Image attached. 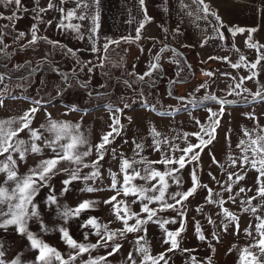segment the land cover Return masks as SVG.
<instances>
[{
	"label": "snow or ice",
	"instance_id": "obj_1",
	"mask_svg": "<svg viewBox=\"0 0 264 264\" xmlns=\"http://www.w3.org/2000/svg\"><path fill=\"white\" fill-rule=\"evenodd\" d=\"M73 3L75 7L65 8L68 3ZM197 5V19L207 20L209 16L213 18V23L216 25L212 31L216 33V36L220 40H224L225 31L231 36H235L237 33H248L246 44L249 48H254L258 55L254 62H248L244 56L240 57L239 62L231 63V67L234 69L240 68L242 65L249 69V75L241 77L234 87L229 86V95H241L236 91L240 89L245 80H254L259 84L258 76L259 72L255 71L258 65H261V61H264V45L259 44L257 41L252 40V33L258 32L257 27L244 28L233 27L230 23H225L219 16L218 12L213 10L211 5L205 3L204 0H194ZM181 7H184L183 0H180ZM38 5L32 11L34 13L33 19L40 22H46L48 25L53 24L55 20L56 27L68 31L71 30L76 34L78 40L85 39V33L81 31L83 25L81 23H72L76 21H90V26L87 28V39L91 42L90 51L97 54L99 64H94L92 61H81L77 58V51L72 48H66V46L60 44L59 41H54L48 37H38V27L34 23L30 28L31 39L28 41V45L33 46L38 41H43L52 47H59L62 49L65 55H71L77 58V65L80 72L84 71L87 67L89 74L93 73L96 67H103L104 61L107 58L108 53L112 45H119L121 41L134 42L141 38V30L145 26V22H150L151 18L147 16V8L145 6V0H139V4L143 7L144 20L141 21L136 28V36L133 37H120L119 39L104 35L100 36L101 25L99 23L100 13L99 4L100 0H47L46 6H39V0H36ZM13 9L9 15H5L3 11H0V20H6L13 22L19 17V13L26 11L22 7V0H0V7H9ZM92 9L89 11V9ZM54 11L59 13V19L55 17L53 20L44 21L42 13ZM264 15V9L260 10ZM199 13H203L201 16ZM189 16L193 15L192 12L187 13ZM10 26L5 24L3 29H0V51L6 48L7 45L3 43V37L5 30ZM225 31H221V30ZM167 35V30H165ZM179 34V28L173 32V36ZM25 36L24 32H19L16 36V40H19ZM103 41L100 43V41ZM206 43V41H205ZM234 47V45H233ZM169 45L165 44L160 49V53L169 51ZM175 51V49H171ZM143 51V49H141ZM238 51V49H237ZM101 53L105 55H100ZM161 55L158 53L154 60L156 62H150L147 65V70L143 74H137L135 72L127 73L128 76L133 77L136 81L141 83L154 84L153 74L157 77L162 76L163 69L159 61ZM209 60H221L228 61L227 57H209ZM175 64H179V60L170 61ZM20 65L16 68L19 69ZM35 69H33L34 71ZM61 77V84L57 85V95H62L63 91L68 87H72V81L67 73L59 72L58 69H54ZM72 75H76V70H72ZM180 73L177 72L176 76L179 77ZM204 75L212 76V72H206ZM224 76H230L229 73H223ZM145 77L148 78L145 81ZM11 79L7 73L0 72V84H3L5 79ZM20 79H24L21 77ZM235 80L236 77H231ZM180 81L169 80V84H175ZM79 87L87 89L91 83L90 80L80 82L76 81ZM124 85L128 88H132V83L129 80L123 81ZM20 87L21 85H17ZM7 85H5V88ZM206 88L205 84H200L195 92H199L201 89ZM134 91H137L134 89ZM243 92L249 93L252 98V102L259 103L264 101V85H259L255 93H251L250 89L244 88ZM89 96L93 93L89 92ZM139 100H133L130 104L128 100L121 97L123 107L115 106L112 103L105 105L106 109L112 113V123L109 124V129L104 134L99 143L92 145L88 138L80 132L79 123H71L67 121H52L50 114H46V123H42L39 128H33L32 121L35 115L41 110V106L44 101L31 97H23L26 101H30L32 107L25 110L23 115L11 118L7 120H0V176L4 179L0 181V231L7 233L9 229H12L16 235H19L28 241L25 245L27 251H35L37 254L34 259L23 260L22 252L17 253L11 259L6 258L4 241L0 238V264H109L108 257L115 256L122 248L121 241L130 243V249L126 254L125 260L127 264H138L137 257L139 258V264H169V253L183 252L190 253L193 250L181 247L183 236L186 232L187 212L188 209L185 206L189 198H193L198 189L206 191L204 197L206 204L218 205L222 209V215L218 227L227 232L230 225L234 224V229L239 234V217L230 212L227 208H224V204L227 202L223 198L220 192H215L217 199H213V189L207 184L200 181L199 178V164L201 160V152L217 139V129L221 125V117L225 113V105H232L237 103L235 100H227L225 98L217 97L215 94H205L198 100L193 97L189 101L194 107L203 105L207 101H212L219 105L218 110L212 108H206L207 123H202L199 119H195V125L199 126V130L195 133H184L186 146L180 148L178 145L171 143L167 138L160 140L157 137L160 136L159 132L155 129L152 130V144L149 147H153L155 151H161V144H167L168 150L161 151V158L158 161H149L140 156L139 152L134 149V156L131 159L125 158L123 154H120L121 164L120 171L123 173L122 183L117 179V173L108 169V174L111 178V182L107 188L100 186H91L88 182L91 181L94 185L97 180L101 179L100 168L102 165L100 162L104 159L105 154L108 151V147L113 142L111 138L121 135V117L116 115L117 113H124L126 109L132 108L133 104L139 103L142 108H151L156 110L155 105L149 104L145 93L142 89L137 91ZM171 96L172 93H167ZM191 95V94H190ZM97 96L99 94L97 93ZM9 98L16 99L15 96ZM176 99L183 103L187 98L177 96ZM244 102L248 103V97L244 98ZM4 104L3 93H0V106ZM69 112H81L83 111L78 105L70 104L66 105ZM186 110L187 105H183ZM175 111H181V108H176ZM67 114V113H66ZM161 115H167V113H161ZM249 119H254V114H244ZM131 121V118H128ZM49 133L48 137L44 136L43 131ZM25 133L28 139L20 137V133ZM203 133V135H201ZM115 134V136H114ZM189 135L195 136L197 142H187ZM245 135H249L245 130ZM207 136V139L204 137ZM175 139V138H173ZM226 140H230V137L226 135ZM37 141L42 143L38 144ZM127 142V141H125ZM135 144V148L140 151L144 150L145 145L143 143ZM244 141L241 140L237 145L241 147L244 145ZM87 146V147H85ZM48 149L50 155L46 158L40 159L33 166L27 168V172L23 175L18 174V166L20 163L27 162L28 155L43 156L44 150ZM93 149L96 152L95 160H86V158L92 155ZM251 151L252 156L247 155L248 151ZM245 155L241 158L240 164L247 165L248 168L254 170L258 175L255 177L254 183L257 185L256 196L249 198L248 200H240V206L242 212H251L255 219L258 221L255 225V235H253L252 224H249L244 229V233L247 237L253 240V243L245 246L240 250V262L241 264H264V260L260 257L264 256V217L256 215V213L264 209V135L257 136L255 139H250L248 145L242 148ZM176 152L181 153L176 155ZM113 159H116L117 153L115 149H111ZM210 158L213 164H217L218 161L214 154H210ZM159 164L163 166V170H157L153 165ZM233 167L238 166L237 161H232ZM248 168L241 167L240 172H231L228 174L227 181L221 184L217 181L215 176L211 172L208 173L209 177L220 184V187L229 193L228 200L232 203H236L237 197L240 193L246 191H252L251 188L239 187L238 192L234 195L233 183L243 181L247 175ZM84 169H91L88 172H83ZM186 170L189 177V186L184 188L185 181L180 173ZM83 173V174H82ZM57 177H62L59 183L60 189L57 190L53 181ZM235 177V181H233ZM141 180L144 183L134 184L133 181ZM155 181V183H153ZM171 181V183H170ZM76 182H81L83 187L79 188L80 193H95L99 191H113L115 194L108 199L102 201L105 205H110L111 210L115 214L117 221H120L122 226L119 229H110L108 224L100 223L97 217L89 216L87 219L79 222L78 228L83 233V242H79L72 237L68 224L70 221L79 220L82 213H86L89 210H94L101 203L95 199H84L79 201L75 207H70L67 203H62V199L67 193L73 190V185ZM118 184L120 186L118 187ZM175 185L176 190L169 191V189ZM47 190L44 195H41L42 190ZM123 197H135L131 201L126 199H118ZM39 198V199H37ZM259 198L260 203L253 206L252 200ZM139 204L140 211L133 210V205ZM155 205V206H151ZM245 205H247L245 207ZM43 206V208L41 207ZM51 210L54 214L55 220L60 223H56L53 227H49L45 224L43 219V213ZM197 212L203 213V206H198L195 209ZM174 212L175 216L167 217L162 215L167 212ZM35 220L39 225V232L48 234L53 232H59L61 240L68 247L69 251L66 254H62L55 247L50 246L43 239L39 237V234L33 232L29 228V221ZM179 221V227L175 230H169L166 225H175ZM111 223V222H110ZM208 224H215L216 222L209 216L207 217ZM155 224L160 229L161 244L167 245L164 251L153 256L150 254L151 244L147 239L148 226ZM194 236L201 242L205 241L208 237L202 230V226L198 220H193ZM87 229V231H85ZM128 234H133V239L128 241ZM95 236L97 239L95 243L89 240V236ZM212 240L219 242L220 237L215 231L210 233ZM209 249L214 253L215 247L213 244L208 245ZM236 248L233 245L229 249L231 252ZM253 248L257 249V252L252 251ZM98 249H108L105 255L93 256L92 252ZM87 254V259H84ZM66 257V258H65ZM211 264V257L203 258V261L198 260L195 256H189L188 261L185 264Z\"/></svg>",
	"mask_w": 264,
	"mask_h": 264
},
{
	"label": "rangeland",
	"instance_id": "obj_2",
	"mask_svg": "<svg viewBox=\"0 0 264 264\" xmlns=\"http://www.w3.org/2000/svg\"><path fill=\"white\" fill-rule=\"evenodd\" d=\"M34 1L36 0H22V7L26 9V11L19 13L20 18L17 20L13 22L0 20V29H3L5 24L10 23V26L5 30L3 37V43L4 45H7V47L3 48V51H0V72L7 73L8 76L11 77L10 80L6 78L4 83L0 84V93H3L4 96V104L3 106H0V120L19 117L23 115L25 110L32 107L30 101H26L23 97L27 96L40 99L44 101V103L41 106V110L35 115V118L32 121L31 126L33 128H39L42 123H46V114H50V119L52 121H67L73 124L79 123L80 132L88 138L92 145H96L100 142L102 136L110 131L109 124L112 123V113L106 109V104L112 103L113 105L122 108L123 104L121 102V97L126 98L131 104L133 100H139L137 91L142 89L148 103L155 105L156 108V110L153 111L151 108H142L139 103H135L132 108L126 109L124 113L116 114L121 117V135L115 136L114 134V139L110 137L113 142L110 146H106L108 147V151L105 154L104 159L100 162L102 165L100 168L101 179L97 180L94 185L89 181L88 183L91 186L107 188L111 182L108 169L117 173V179L122 183L123 173L120 171L121 153L125 158L131 159L134 156L135 149L136 152L140 153L136 159H139L140 156H142L149 161H158L161 158V151H167L168 145L161 144V151H155L153 147H149V145L152 144L153 129L160 133V136L157 137V139L163 140L167 138L168 141L178 145L180 148L185 147L186 141L184 133L191 134L199 130V126L195 125L194 120L199 119L202 123L206 124L207 116L209 114L205 109L210 107L215 111V107L217 106V104H213L214 102L207 101L203 105L194 107L189 101L193 99V97L198 100L205 94H213L214 92L207 90L208 87L210 89V86L214 90L221 89V86H223L224 89H221L223 92H228L230 89L228 88L229 85H227V78L223 80V78H219L218 74H220L223 69L235 71V69L231 67V63H237L236 61L225 62L221 60H203L198 56L196 57L194 52H184L176 46L173 41H169L170 37L168 32L167 35L165 34V31L161 32L162 37L148 34V22H145L139 40L134 42L121 41L118 46L112 45L106 54L107 58L104 61L103 67H96L91 74L88 73L87 67L84 68L83 72H80L79 66L77 65V58L81 61L90 60L97 65L100 62L97 54H94L89 50L91 42L87 39V28L90 26V21H72V23H81L83 25L81 31L85 33V39L78 40L76 34L71 30L64 31L56 27L53 18L55 17L56 19H59V13L57 12L49 11L41 14L44 21L53 20L51 26L46 22H40L39 20L33 19L34 13L32 10L38 6L37 4L31 3ZM44 1L45 4H39V6H46L47 0ZM108 1L109 0H100L99 4V23L101 25L100 36L103 37L104 35H107L116 39H119L120 37L134 38L136 36V28L139 23L144 20V16L142 19L140 18L141 10L139 0H130L129 4H124L118 9L121 18L124 20L122 25L123 29L120 31H112L110 29L107 15L108 8H106L109 7ZM56 2H58V0H56ZM71 7H75L71 2L65 5V8ZM12 10L11 6L0 7V11H3L5 15H9ZM91 10L92 9L90 8L89 11ZM34 23L38 27V37H48L51 40L59 41L60 44L66 46V48L76 50L77 58H74L71 55H65L61 48L52 47L42 40L38 41L33 46H26L31 39L30 28ZM19 32H24L25 36L16 40L15 38ZM102 42L103 41L101 40L100 43ZM165 44L169 45L170 50L160 53L161 47ZM141 49H143V51H141ZM171 49H175V51H172ZM255 52L257 56V51H252V49L248 53L251 54ZM261 52H264V49H261ZM158 53L161 55L159 63L162 66L164 74L157 77L154 73V84L146 82L141 83L127 75L129 72L143 74L144 71L147 70V65L150 62H156L154 57ZM243 53L244 52H242V54ZM192 54L194 55L193 58H191ZM100 55L105 54L101 53ZM186 59L188 61H186ZM174 60H179L180 63L175 64L170 62ZM17 65H20L21 67L17 69ZM240 68H243L247 72V76L249 75V69L247 67L242 65ZM240 68H237L238 72H242ZM33 69L35 70L33 71ZM54 69H58L59 72L67 73L72 81L73 86L66 88L62 95H57V85L61 84V77ZM73 69L76 70L75 76L72 75ZM204 69H208V71L205 70V72H212L214 75H204L201 73V70ZM210 69L213 70L210 71ZM255 71L259 72L257 78L259 84L254 80H245L241 88L236 90L240 92L241 95L220 94L222 95L221 98L237 101L235 104L225 105V110L231 109L232 107L244 106L243 104L252 105L256 103L252 102L251 95L243 92V89L248 88L251 93H255L259 85H264V61H261V65H258ZM177 72L180 73L179 77L176 76ZM200 73L203 75H200ZM244 75L245 74L238 76L236 79L239 80L241 77H244ZM21 77H24V79H20ZM77 80L80 82L90 80L91 83L87 89H84L79 87V84L76 83ZM124 80H129L132 83V88L125 86L123 83ZM147 80L148 78L145 77V81ZM169 80H177L180 82L169 84ZM202 83L206 85V88L201 89L199 92H195V89ZM5 85H7L6 88ZM17 85L21 86L18 87ZM134 89L137 91H134ZM89 92H92L93 95L89 96ZM169 92L172 93L171 96L167 95ZM97 93L99 96H97ZM10 96H15L17 98L12 99L9 98ZM177 96L186 97L187 99L181 103L176 99ZM245 97H248V103L244 102ZM70 104L78 105L83 111L69 112L66 105ZM185 104L187 105L186 110L183 107ZM176 108H181V111H175ZM161 113H167V115H161ZM129 117L131 118V121H129ZM235 117L232 114L226 113L220 118L221 125L217 129L218 138L213 144L209 145L201 152L199 178L202 183L207 184L213 189V199H217L214 195L215 192H220L225 201H227L223 207L239 217V234L235 232L234 224L229 226L226 233L218 227L223 216L217 215V213H222V209L218 205L206 204L204 199L206 191L198 189L197 194L193 198H189V201L185 204L188 209L187 223L186 232L182 234L183 241L181 244V247L193 251L190 253L177 251L168 254L172 257L175 256L179 260V264H185V262L188 261L189 256H195L201 261H203V258L205 257H211V263L213 264H241L240 250L253 243V240L245 235L244 229L247 228L249 224H252L253 235H255V225L258 221L251 212L241 211L240 200L246 201L249 198L256 196L257 185H255L254 180L258 173L251 168H248L247 165L239 164V162H237L238 166L233 167L232 161L233 152L236 150L238 147L237 145L241 140L245 142L244 145L240 147L242 151V148L248 145L250 139H255L254 134L256 128L254 125L248 126L247 122H242V117ZM252 124L256 123L252 122ZM238 127H241L240 129L242 131L240 130L239 132ZM245 130L249 135H245ZM41 131H43L45 137L49 136L47 131H44L43 129H41ZM240 133L241 135L237 136ZM201 135H203V133H201ZM226 135L230 137V140H226ZM20 137L28 139L27 135L23 132L20 133ZM204 138L207 139V136ZM133 141L137 144L143 143L145 145L144 150L140 151L139 149H136ZM187 142H197L196 137L189 135ZM37 143L40 144L42 142L37 141ZM111 149L116 150V159H113ZM248 153L252 155L250 150ZM180 154L181 153L176 152L177 156ZM210 154L215 155V158L218 161L217 164L212 163ZM49 155L50 151L48 149L44 150L43 156L34 154L28 155L27 162L19 164L18 174H25L29 166H33L40 159L46 158ZM0 159H3V157L0 156ZM95 159L96 152L95 149H93L92 155L86 158V160ZM242 166L248 168L247 175L243 181L233 183L232 194L234 195L238 192L239 187L241 186L246 189L251 188L252 191L240 193L234 204L228 200L229 193L224 191V189L220 187V184L213 181L208 173L211 172L216 180L223 184L227 181L229 173L234 171L240 172ZM153 167L163 166L155 164ZM90 170L91 169H84L83 172H88ZM180 175L185 181L184 188H187L189 186L187 171L183 170ZM3 179L4 177L0 176V181ZM60 179H62V177H57L53 181L57 190L61 187L59 183ZM233 181H235V177H233ZM133 183L140 184V180H135ZM119 186L120 184H118V187ZM72 187L73 190L66 194L61 201L62 203H67L70 207H75L79 201L84 199L99 200L101 203L96 209L89 210L82 214L94 215L98 218L100 223L108 224L110 229L115 230L121 228V223H117L113 221V219L110 221L113 217L111 206L105 205L102 202L111 197L107 195L109 193L108 190L95 193H80L78 189L83 187L81 182H76ZM174 190H176L175 185L169 189V191ZM46 192V189L42 190L41 195H44ZM118 199L131 201L132 199H135V197L130 196ZM259 203V198L252 200L253 206ZM198 206H203V213L195 210ZM246 206L247 205H245V207ZM41 207L43 208V206ZM132 207L134 209L139 208V206L136 205H133ZM162 215L172 217L175 216V213L169 211ZM256 215L264 217V209L259 210ZM209 216L216 222L215 224L210 225L207 223V217ZM43 219L45 224L49 227H53L56 223H60L55 220L54 214L51 210L43 213ZM193 220H198L200 222L203 232L208 237L205 241L201 242L195 238ZM72 224L73 226H71ZM78 224V221H70L68 224L69 230H75V226L77 230H80ZM166 227H168L169 230H175L179 227V221L175 225H166ZM29 228L31 231L38 233L41 239L50 246L55 247L62 254H66L69 251L66 244L62 242L59 232L48 234L40 233L39 225L35 220L29 221ZM155 229L157 230L155 232L160 233V236L158 237H160L161 241L162 233L160 229L157 225L150 224L147 232V239L150 241V244L157 240L152 236L154 233L152 230ZM213 231H215L220 237L219 242L212 240L210 233ZM77 232L78 231H76V235L78 236ZM70 234H72L71 231ZM80 234L81 236L77 241L83 242V233L80 232ZM0 238L4 241V249L7 259H11L16 256L17 253L22 252L23 260H31V258L34 259L37 254L35 251L27 253L28 251L27 249L25 250V245L28 244V241L23 237L16 235L12 229H9L7 233L0 231ZM133 238V234H128V241H131ZM96 239L95 236H89V240L93 243H95ZM121 243L124 244L129 242L121 241ZM209 244L214 245V253L209 249ZM127 245H130V243ZM233 245H236V248L229 252V249L232 248ZM161 246L164 248L167 247V245L162 244ZM107 251L108 249H98L93 251L92 255H105ZM252 251L256 253L257 249L253 248ZM84 259H87V254H85ZM260 259L264 260V256L260 257ZM108 260L109 264H120V256L118 254L108 257ZM77 264H79V261Z\"/></svg>",
	"mask_w": 264,
	"mask_h": 264
},
{
	"label": "crops",
	"instance_id": "obj_3",
	"mask_svg": "<svg viewBox=\"0 0 264 264\" xmlns=\"http://www.w3.org/2000/svg\"><path fill=\"white\" fill-rule=\"evenodd\" d=\"M204 2L210 4L212 9L218 12L222 20L225 23H230L233 27H244L246 29L251 27H257L259 31L252 33V40L257 41L259 42V44L264 45V15H262L260 12L261 9H264V0H204ZM31 3L36 4V1ZM129 3L130 0L108 1L109 7L106 8H108L107 10L108 23L110 24V29L112 31H120L123 29L122 25L124 23V20L123 18H121L118 9L122 5ZM39 4L44 5L45 1L40 0ZM183 4L184 7H181L180 0H145V6L147 8V16L151 18V21L148 22L147 24V26L149 27L148 28L149 31L147 29L148 34L162 37L161 32L167 30V32L169 33V37L171 39L170 40L168 38L169 41L171 42L173 41V43L184 52H189V53L194 52L196 54V57L198 56L203 60H208L209 57H227L228 62L231 61L239 62L241 56H244L248 62H252L256 60L257 58L256 52L251 54L248 53L251 49L252 51H256V50L254 48H249L247 46L246 44V40L248 37L247 32L243 34L237 33L235 36H231L225 30L222 29L221 31H225L226 38L224 40H220L219 37L216 36V33L212 31L213 27H215L216 25L213 23V18L211 16H209L207 20L197 19L196 18L197 5L194 2V0H183ZM140 10H141L140 18L142 19L144 16V11L141 5H140ZM188 12H192L193 15L189 16L187 14ZM199 14L201 16L203 15V13H199ZM177 28H179V34L173 36V32ZM242 52L244 53L242 54ZM193 56L194 55L192 54L191 58H193ZM205 70L208 71V69H204L201 70V73L203 74L206 73ZM211 70L213 69H210V71ZM240 70L242 72H238L237 69H235V71L223 69V71L220 72V74L218 75L219 78H223V80L227 78V85L234 87L239 80L237 79L233 80L231 79V77H238V76H242L243 74H245L244 77L247 76V72L243 68H240ZM201 73L200 75H203ZM223 73H229L230 76H224L222 75ZM221 89H224V87L221 86ZM221 89L214 90L210 86V89L208 87L207 90H211L212 92H214L213 94L221 98L222 95L220 94L222 93L228 94V92H223L221 91ZM243 105L244 106L241 107H232L231 109L228 110L226 109L224 115L227 113V114H232L234 117L236 116L235 118L242 117L243 118L242 122H247L248 126L254 125L256 128L254 138H256L257 136L264 135V101L252 105L249 104H243ZM215 109L216 110L219 109L218 104L215 107ZM245 113L254 114L255 118L249 119L244 115ZM252 122H255L256 124H252ZM240 128L241 127H238L239 132L241 130ZM240 135L241 133L238 134L237 136ZM244 155L245 153L241 151L240 147H237L236 150L233 152V160H236L240 164L241 158ZM247 155L249 157L252 156L250 153H247ZM154 168L161 171L163 170V167H154ZM142 183L144 182L140 180V184ZM153 183H155V181H153ZM114 194L115 193L113 191H109L107 195L112 196ZM118 198H126V197H123L121 195ZM136 206H139V204H136ZM151 206H155V205H151ZM133 210L139 212L140 208H135V209L133 208ZM89 216L95 217L92 214H82L79 220L77 221L81 222L86 218H88ZM112 219L117 223L118 222L121 223L120 221L116 220L114 213L110 221H112ZM71 226H73V224ZM70 231L72 232L71 235L76 240H78V238L81 236L80 232L82 231L77 230L76 226H75V230H70ZM76 231H78L77 232L78 236L76 235ZM85 231H87V229H85ZM152 231L154 232L152 236H154L157 240L151 244L150 254L155 256L158 253L164 251L165 248L160 244L161 242L160 237H158L160 236V233L155 232L157 231L156 229ZM127 244L129 243H124L122 250L118 253V255L120 256V264H124V263L127 264L125 257L130 249V245ZM30 252L31 251H28L27 253ZM168 256L170 257L169 264H179V260L175 256L173 257L170 255ZM137 260L139 264L138 257ZM161 264H163V262H161ZM204 264H206V262H204Z\"/></svg>",
	"mask_w": 264,
	"mask_h": 264
},
{
	"label": "water",
	"instance_id": "obj_4",
	"mask_svg": "<svg viewBox=\"0 0 264 264\" xmlns=\"http://www.w3.org/2000/svg\"><path fill=\"white\" fill-rule=\"evenodd\" d=\"M186 61H188V60L186 59Z\"/></svg>",
	"mask_w": 264,
	"mask_h": 264
}]
</instances>
